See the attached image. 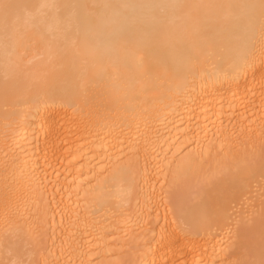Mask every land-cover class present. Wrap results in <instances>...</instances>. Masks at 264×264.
Segmentation results:
<instances>
[{"label": "bare ground", "instance_id": "1", "mask_svg": "<svg viewBox=\"0 0 264 264\" xmlns=\"http://www.w3.org/2000/svg\"><path fill=\"white\" fill-rule=\"evenodd\" d=\"M3 3L0 264L37 247L40 264H92L99 245L98 260L129 252L127 264L225 261L231 204L264 184L263 159L233 155L264 138L262 0ZM218 151L231 160L189 198ZM170 174L194 198L174 191L173 218L159 206ZM261 241L243 264H264Z\"/></svg>", "mask_w": 264, "mask_h": 264}, {"label": "rangeland", "instance_id": "2", "mask_svg": "<svg viewBox=\"0 0 264 264\" xmlns=\"http://www.w3.org/2000/svg\"><path fill=\"white\" fill-rule=\"evenodd\" d=\"M250 118V115H246L245 117H243V118H240V120L238 119L237 121H239V122H235V124H236V129H235V133H240L241 131L240 130H244V128L247 126L246 124H247V122H248V120H249V118ZM242 123V124H241ZM238 124V125H237ZM244 125H246V126H244ZM242 127V128H241ZM238 130V131H237ZM237 133V134H238ZM235 134L236 135V138L238 139V137L239 136H242V134L240 135V134ZM239 139H241V137H239ZM215 155V156H214ZM214 155H212L211 157H210V159H206V160H204L203 162H201V163H199L200 164V167H201V174L197 177V178H195V179H190V180H188L187 181V184H185L186 183V181H185V183H183V185H184V187H183V185H181V187H179V185L178 186H174L173 187V184H172V178L174 177L173 175H171L170 174V180H169V182H168V185H167V192H166V194H164V195H166L167 197L169 196V195H167V194H171L170 195V198L168 197V199L167 198H165L166 196H164L163 195V198L161 199V203L159 204V206L161 205V213H162V211L163 210H165V211H163V213H165L167 216L169 215V216H171V218H173L172 216V212H173V210L174 209H172L173 207H174V205L172 206V203H174V202H172V201H174L175 200V198H174V196L172 195V193L174 194L175 192H178L177 191V189L178 190H182L181 192L179 191V193H176L177 195L178 194H181V195H183V197H186V199L188 198L187 197V195L185 194L186 192H187V194H189L188 196H190L189 198H191V196H194L195 197V195L199 192V191H201V190H203V189H205L204 188V185L205 184H207L211 179H213L214 178V175L216 174V173H218V171H220L223 167H224V162L225 163H227V162H229L230 160H231V158H230V156H227V154L226 153H222L221 151H218L216 154H214ZM233 155L234 156H236V157H240V158H243L244 160L246 159L248 162H250V163H252V164H254V163H259V161H262V159L264 160V138H263V140H261L259 143H254V145H253V147L252 148H247V149H239V150H236V152H233ZM152 158V157H151ZM154 157H153V159H151L150 160V158H149V162L151 163H154V164H156V160L157 159H155V161H154ZM256 161V162H255ZM148 162V163H149ZM149 163V164H150ZM154 164H152V166L154 165ZM151 165V164H150ZM73 167V166H72ZM69 168H71V165H70V167ZM71 169H73V168H71ZM68 170V169H67ZM64 171H66V170H64ZM63 172V171H62ZM64 173V177L66 178V177H70V173H68L67 171L66 172H63ZM63 173H60V174H63ZM71 173H72V171H71ZM66 175V176H65ZM63 176H62V178H64ZM221 177V176H220ZM219 176L217 177L218 179L220 178ZM216 178V179H217ZM216 179H214L213 181L214 182H216V181H218V180H216ZM192 180V181H191ZM216 180V181H215ZM261 183H262V181H260ZM169 183H171V184H169ZM264 183V182H263ZM257 184V183H256ZM165 185V186H166ZM186 185H187V187H186ZM189 185V186H188ZM258 185V184H257ZM259 187H261L262 186V188L264 187V184L262 185H258ZM181 188V189H179V188ZM184 189H186V190H184ZM255 186L253 185V188H254ZM257 187V186H256ZM256 187H255V190H254V193H255V196H251L250 198L248 197V196H250V195H246L248 198H249V200H246L247 199V197H243L244 198V200H243V198H242V200H241V202H243V204L241 203V202H238V203H240V204H238V203H234V204H237L238 205V207H237V205L235 206L233 203L231 204L232 206L231 207H235V208H233V209H235L234 210V212H232L231 210H233L232 208H231V210H230V216H231V219L232 220H230L229 221V227H231V226H233V228L231 227L230 228V230H232L230 233H229V248L231 249V250H227V252L228 253H226L227 254V256H226V259H225V261L223 260V262H222V259L221 260H218L215 264H243V263H247V262H249L250 260L252 261L254 258H253V256H252V254H253V252H252V250H253V248H255L256 246H255V244H256V242L257 241H261V243L262 242H264V239H263V237H264V230H263V228H262V226H264V213L261 211V210H263L261 207H263L264 208V188H263V190H262V188L261 189H259L258 187H257V191H259V193H257V191H256ZM166 189H165V191H166ZM183 190L184 191H186L185 193L183 192ZM175 191V192H174ZM256 191V192H255ZM169 192V193H168ZM254 193H252V194H254ZM257 193V194H256ZM61 196L59 197V198H62L63 196H62V194H60ZM176 196V195H175ZM252 197H253V199H252ZM165 198V199H164ZM173 200H172V199ZM188 198V199H189ZM186 199H184L185 200V202L187 203V201H186ZM194 198L192 197V200H193ZM163 200V201H162ZM168 200H170V201H168ZM190 200V199H189ZM192 200H190V201H192ZM252 200V201H251ZM172 202V203H171ZM169 203H170V206H169ZM246 203V204H245ZM241 204H242V206H241ZM234 205V206H233ZM244 205V206H243ZM84 206H86V204L84 205ZM236 207H237V209H236ZM130 208V207H129ZM154 208V207H153ZM163 208V209H162ZM260 208H261V210H260ZM243 211V212H242ZM264 211V210H263ZM233 214H236V215H233ZM233 215V216H232ZM92 217L93 216H95V215H91ZM77 217V216H76ZM233 217H234V219H233ZM237 218V219H236ZM72 221V220H71ZM114 221V220H113ZM234 222V223H233ZM159 226V227H158ZM261 226V227H260ZM158 227V228H157ZM235 227V228H234ZM160 228V224L158 223V222H154V225H153V227H152V229H159ZM228 228V227H227ZM226 228V229H227ZM260 228V229H259ZM255 229H257V230H261V231H263V232H257ZM228 230H229V228H228ZM254 230V232H252ZM255 231L257 232V235L255 234V236H254V233H255ZM221 232V233H220ZM219 233L220 234H222V230L220 231ZM246 232V233H245ZM225 233V232H224ZM245 233V234H244ZM218 234V233H217ZM219 234V235H220ZM241 234H243V236H241ZM261 234V236H259L258 237V235H260ZM42 234H39V237L37 236V238L35 239V241L34 242H38L39 243V240L41 241H44L43 239H44V237L43 236H41ZM88 235V234H87ZM240 235V237H244V235L246 236V242L248 243V246H249V243L251 242V241H253L252 242V244L254 243V241H255V243L253 244V245H251L250 247H246L245 246V243H244V246L247 248V251H246V249L244 248V246H243V251L241 252H237L236 251V247H237V242H238V236ZM257 236V237H256ZM21 237H22V235H21ZM57 238H58V236H57ZM56 237H55V239H57ZM87 238V237H86ZM230 238H231V240H230ZM256 238V239H255ZM55 239H53V241H55ZM258 239H260V240H258ZM22 241L24 240V238L22 237V239H21ZM243 240V239H242ZM21 241V242H22ZM28 241V240H27ZM51 242V239H50V242L51 243H54V242ZM244 242H245V239L243 240ZM242 241V242H243ZM249 241V242H248ZM20 242V243H21ZM56 242V241H55ZM239 242H240V240H239ZM140 243V242H139ZM22 244V243H21ZM231 244V245H230ZM262 244H264V243H262ZM247 245V244H246ZM102 246V245H101ZM100 245L98 246L99 247V249H101V250H99V249H97V247H95L94 249H93V253H96V254H94V257L96 256L97 258H99L97 255H104V252H106L107 251V248L106 249H104L105 247H101ZM255 246V247H254ZM138 247H139V249H138ZM253 247V248H252ZM31 249H33L32 248V246L30 247ZM29 248V249H30ZM141 247H140V245H138L137 246V250L135 249V253L136 252H139V250H141L140 249ZM252 248V249H251ZM36 249H38V247L37 248H35V249H33L34 251H32V252H35L34 253V255H33V257L31 258V259H29V260H27V258L25 257V258H23L22 259V261H24V262H22V261H20L19 263H21V264H40L39 262H38V255H37V251L38 250H36ZM125 250V248H123L122 250H120V252H119V254H121L123 251ZM31 251V250H30ZM101 251V252H100ZM97 252H98V254H97ZM100 252V253H99ZM133 252V253H134ZM251 254H250V253ZM127 254V253H126ZM101 255V256H102ZM111 254H107V256L105 255V259H103V258H101V259H97L96 257V259L92 262V264H100V261L101 262H103V261H108L109 260V262L110 263H108V264H111L112 262L113 263H115V261H117L118 260V262L119 261H121V258L123 259V258H125V257H127V256H129V255H131V253H129L128 252V254L127 255H118V256H116V258L117 257H119L120 259H116L115 258V256H110ZM8 256V255H7ZM11 256V255H10ZM9 256V257H10ZM110 256V257H109ZM123 256H125V257H123ZM264 256V255H263ZM0 257H1V254H0ZM9 257H7L8 259H9ZM113 257L115 258V259H113ZM247 257H251V259H249V258H247ZM3 257H1V259H2ZM0 259V260H1ZM11 259V258H10ZM10 259L8 260V261H10ZM25 259L28 261H25ZM264 259V257H262V260ZM3 260V259H2ZM126 261H124V260H122L121 262V264H127V261H128V259H125ZM5 261V263L7 264V262H6V260H4ZM4 261H2V262H4ZM250 261V262H251ZM221 262V263H220ZM9 263V262H8ZM18 263V264H19ZM107 263V262H106ZM105 263V264H106ZM112 263V264H113ZM17 264V263H16ZM75 264H80L79 262H77V263H75ZM101 264H103V263H101Z\"/></svg>", "mask_w": 264, "mask_h": 264}, {"label": "snow or ice", "instance_id": "3", "mask_svg": "<svg viewBox=\"0 0 264 264\" xmlns=\"http://www.w3.org/2000/svg\"><path fill=\"white\" fill-rule=\"evenodd\" d=\"M262 6H264V0H262ZM0 7H3L5 10H7L8 8L12 6L7 3H3V4H0Z\"/></svg>", "mask_w": 264, "mask_h": 264}]
</instances>
